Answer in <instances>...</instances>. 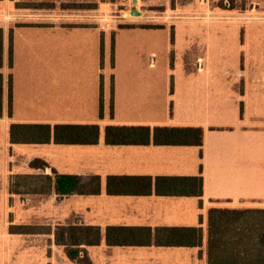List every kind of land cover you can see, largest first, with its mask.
I'll return each mask as SVG.
<instances>
[{
  "label": "crops",
  "instance_id": "crops-1",
  "mask_svg": "<svg viewBox=\"0 0 264 264\" xmlns=\"http://www.w3.org/2000/svg\"><path fill=\"white\" fill-rule=\"evenodd\" d=\"M34 1L0 0V259L10 245L30 242L45 254L58 245L60 225H92L102 233L109 226H195L202 230L200 246L109 245L102 235L86 250L92 264L94 248L104 252L98 264H132L134 253L168 254L166 261L175 263L186 251L202 263L209 208L264 200V185L254 181L264 179V17H247L233 62H216V52L207 63L170 66L147 59L151 41L121 39L126 31L146 30L119 29L108 42L98 17L61 24L54 14L36 12ZM12 124H96L99 132L95 143L12 141ZM109 125L200 127L202 143L109 144ZM34 159L48 166H32ZM51 169L83 182L98 177L99 190L61 196L52 183L48 191L10 189L17 177L52 176ZM198 175L201 204L196 196L155 192L158 176ZM110 177H150V192H110L116 189ZM19 225L31 232H10Z\"/></svg>",
  "mask_w": 264,
  "mask_h": 264
},
{
  "label": "trees",
  "instance_id": "trees-1",
  "mask_svg": "<svg viewBox=\"0 0 264 264\" xmlns=\"http://www.w3.org/2000/svg\"><path fill=\"white\" fill-rule=\"evenodd\" d=\"M11 63V50L9 52ZM51 132L53 135L51 136ZM99 128L96 124H12V141L45 142L53 137L58 143H95ZM105 141L109 144L140 143L201 145L202 128L192 126H116L105 127ZM32 166L45 168L40 159L31 161ZM52 176L30 175L17 177L10 185L18 190L25 181L26 189L48 191L51 183L63 196L74 192L96 193L98 177L83 182L78 175L59 174L51 169ZM114 179V193L150 192V177H110ZM147 183L148 189H143ZM109 184V181H108ZM155 192L164 195L196 196L201 204L203 178L198 176H158L154 181ZM140 186V188H138ZM250 213L248 218L247 214ZM244 217V221H243ZM236 218V220L234 219ZM236 221V223H235ZM237 224V225H236ZM10 232H31L28 226H10ZM102 235L109 245H163L200 246V227H148L109 226L105 232L92 225L67 224L57 226L55 242L63 247L66 257L78 264H92L86 246L96 245ZM206 264H264V208H222L214 206L207 213Z\"/></svg>",
  "mask_w": 264,
  "mask_h": 264
},
{
  "label": "rangeland",
  "instance_id": "rangeland-1",
  "mask_svg": "<svg viewBox=\"0 0 264 264\" xmlns=\"http://www.w3.org/2000/svg\"><path fill=\"white\" fill-rule=\"evenodd\" d=\"M34 5L40 7L35 8L36 12L39 9L44 10V14H54L58 23L66 25L92 21L98 17L105 26L108 42L119 29L146 30H133L132 34L126 31L121 34V39L137 38L143 42L146 40L147 44L151 41L152 55H147V59L156 65L170 66L207 63L211 53L216 52V62H233L232 51H237L240 46L241 29L247 17H256L257 14L264 17V0H39L34 1ZM134 10L136 14H132ZM236 61L240 60L236 58ZM262 168L264 174V165ZM25 181L19 187L26 189ZM254 181L258 186L264 185L260 175H256ZM242 202L218 207L264 208V200ZM222 203L225 204L224 201ZM247 216L249 218L250 213ZM41 249L39 244L33 242L25 246L10 245L8 255L0 259V264H76L65 256L61 245H53L48 251L46 249L45 254ZM101 252L103 250L97 248L91 252L93 264L99 263L97 255ZM167 256L161 254L158 258L142 259L144 255L134 253L130 260L134 263L140 257L137 264H196L197 259L191 251L180 254V262L174 263L173 257L166 261ZM203 259L198 264H206V253Z\"/></svg>",
  "mask_w": 264,
  "mask_h": 264
},
{
  "label": "water",
  "instance_id": "water-1",
  "mask_svg": "<svg viewBox=\"0 0 264 264\" xmlns=\"http://www.w3.org/2000/svg\"><path fill=\"white\" fill-rule=\"evenodd\" d=\"M134 1H135V0H134ZM136 12H137V11H136V10H134V11L132 12V14H136Z\"/></svg>",
  "mask_w": 264,
  "mask_h": 264
}]
</instances>
